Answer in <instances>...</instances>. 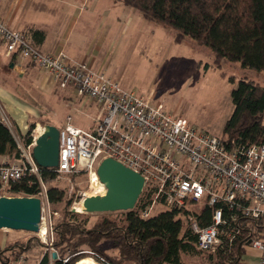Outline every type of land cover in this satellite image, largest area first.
<instances>
[{"label":"built area","instance_id":"2783aa9c","mask_svg":"<svg viewBox=\"0 0 264 264\" xmlns=\"http://www.w3.org/2000/svg\"><path fill=\"white\" fill-rule=\"evenodd\" d=\"M0 40L6 57L14 59L15 71H22V62H31L61 89L72 88L78 98L96 108L89 131L71 125L59 130L58 166L50 170L64 175L85 174L89 189L98 195V190L105 188L98 180L97 167L103 159L112 158L144 179L143 189L150 194V202L139 213L142 220L161 212L153 213L157 206L175 210L196 235L198 250L210 253L219 247L222 236L229 243L239 239L240 219L245 220L250 235L241 239L240 248L257 251L258 264H264V144H237L229 149L220 136L173 118L162 105H151L124 90L117 80L87 63L71 62L63 53L39 52L1 19ZM36 137L31 133L29 145H18V158L0 161V190L8 191L25 175L35 176L40 191L33 197L41 200L42 224V198L47 196L40 167L31 155ZM94 181L98 189L93 188ZM205 208L211 210L210 220L201 227L195 215ZM12 264H22V258Z\"/></svg>","mask_w":264,"mask_h":264},{"label":"trees","instance_id":"16d2710c","mask_svg":"<svg viewBox=\"0 0 264 264\" xmlns=\"http://www.w3.org/2000/svg\"><path fill=\"white\" fill-rule=\"evenodd\" d=\"M121 1L146 20L174 30V43L181 44L187 38L210 49L214 54L213 67L221 69L225 60L238 63L242 69L264 73V0ZM33 39L40 43L43 34L34 31ZM229 81L234 83L235 79L231 77ZM230 97L233 111L221 134L226 147L264 144V87L240 78ZM34 127L35 123L30 124L26 133L19 135L22 146L31 143ZM11 152L18 158V144L0 120V157ZM39 173L45 186L60 176L44 168H39ZM39 191V183L32 175H25L8 189L14 197H33ZM46 196L48 202L54 204L62 202L64 193L50 187ZM149 202L150 194L143 189L133 210L123 212L120 219L101 215L91 228H86L79 220L81 214L67 212L64 220L53 228L55 251L52 256L44 253L39 264H50L51 260L53 264H81L85 257H92L100 264H184L182 257L191 254L207 256L210 264L240 263L243 254L240 243L250 235V230L246 229L247 221L240 219L239 239L229 243L222 236L221 244L214 252H202L196 246V235L177 217L175 210H164L142 220L139 213ZM210 212L205 208L195 215L201 227L209 224ZM18 249L23 250V247L10 248V255H18ZM112 249L116 251V257L108 254L107 251ZM4 251L0 252L1 264L18 260L5 255Z\"/></svg>","mask_w":264,"mask_h":264},{"label":"rangeland","instance_id":"374dc122","mask_svg":"<svg viewBox=\"0 0 264 264\" xmlns=\"http://www.w3.org/2000/svg\"><path fill=\"white\" fill-rule=\"evenodd\" d=\"M139 18L133 19L131 25L126 27V34L118 40V43L130 46V49L125 46L123 51L120 49L113 54L106 62L104 74L111 78L116 74L113 80H117L124 90L145 98L151 105H162L163 110L173 118L184 119L199 130L221 137L224 124L233 111L230 94L236 88L243 69L238 63L225 60L221 63V69L215 68L212 65L214 54L210 49L187 38L181 44H176L173 41L174 30ZM260 76H264V73ZM231 77L235 79L234 83L229 81ZM10 80V89L21 95L20 101L30 106L32 104V108L38 112L39 122L35 123L32 133L37 128L42 131L45 125H49L48 121L58 130L71 125L89 131L94 125L96 109L84 108V103L79 104L71 97L69 89H61L53 82L48 85L50 90L44 91L39 88V82L30 85L27 80L21 81L12 75ZM255 81H261L260 77H255ZM14 86L17 89L12 88ZM76 99L81 100L77 96ZM2 119L8 122L0 111V120ZM17 122L20 124V120ZM44 187L46 191L55 187L64 193L63 200L59 203L51 204L42 198L45 236L24 231L0 230V252L5 250L3 253L13 259L22 258V264H39L44 253L50 255L55 251L52 247L55 241L53 228L73 208L77 211L75 213L81 214L82 218L79 220L85 223L86 228H91L101 215L122 218L123 211L84 213L82 194L86 193L87 197L94 195L95 191L89 189L88 176L83 173L60 174L54 182L47 186L44 184ZM3 194L15 196L8 191ZM164 210L165 208L157 206L153 213ZM18 245L23 250L18 249L16 257L10 255L9 249ZM107 252L113 257L117 256L113 249ZM242 258L247 263L239 264H257L258 252L249 247L245 248ZM82 260V263L89 260L87 264H100L92 257ZM207 260V256L195 254L182 257L184 264H210ZM50 264H53V260Z\"/></svg>","mask_w":264,"mask_h":264},{"label":"crops","instance_id":"0c3cea01","mask_svg":"<svg viewBox=\"0 0 264 264\" xmlns=\"http://www.w3.org/2000/svg\"><path fill=\"white\" fill-rule=\"evenodd\" d=\"M139 17L146 20L121 0H0L1 20L10 29L23 34L39 52L47 55L63 53L71 62H85L99 72L106 70V62L113 54L124 50L126 45L118 43L119 37L122 38L126 34V27ZM34 31L43 34L42 42L37 43L33 39ZM126 48L130 49V46ZM4 52L5 46L0 40V111L8 121L3 122L19 145V135H24L29 125L39 122V119L33 105L20 101L21 95L10 89V76L27 80L30 85L39 82V88L44 91L50 90L48 85L53 81L48 73L28 61L21 63L22 71L14 72V59L6 57ZM241 71L243 74L240 78L256 82L255 77H260L261 81L256 83L264 87L261 73L255 74L257 72L246 69ZM12 88L17 89L15 86ZM66 89L71 91V97L79 104L84 103V108L96 109L86 99H81L82 102L77 100L72 88ZM17 120H20V124ZM48 124L52 125L49 121ZM13 159V152L0 157V161L10 162ZM1 196L8 195L0 190Z\"/></svg>","mask_w":264,"mask_h":264},{"label":"water","instance_id":"95a60500","mask_svg":"<svg viewBox=\"0 0 264 264\" xmlns=\"http://www.w3.org/2000/svg\"><path fill=\"white\" fill-rule=\"evenodd\" d=\"M36 165L44 169L58 166L59 130L45 125L31 151ZM104 186L103 195H91L82 201L87 214H102L134 209L144 188L143 177L112 158L103 159L96 170ZM72 212H77L73 208ZM41 224V200L37 197H0V230L38 233Z\"/></svg>","mask_w":264,"mask_h":264},{"label":"bare ground","instance_id":"6f19581e","mask_svg":"<svg viewBox=\"0 0 264 264\" xmlns=\"http://www.w3.org/2000/svg\"><path fill=\"white\" fill-rule=\"evenodd\" d=\"M40 132L41 131L39 129H36V131L34 132V134L37 136ZM94 182H96V181H94ZM97 183L98 182L93 183L92 185L94 186V188H97L98 189L99 185ZM99 191H100V195H103L104 194V191L103 190H100L99 189ZM45 231H46V228L43 226V224H41L40 225V228H39V232H38L40 234V236H42V237L45 236Z\"/></svg>","mask_w":264,"mask_h":264}]
</instances>
